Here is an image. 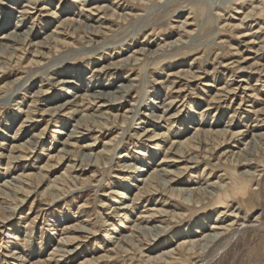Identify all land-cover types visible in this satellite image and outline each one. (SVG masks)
I'll return each instance as SVG.
<instances>
[{
    "label": "rangeland",
    "instance_id": "1",
    "mask_svg": "<svg viewBox=\"0 0 264 264\" xmlns=\"http://www.w3.org/2000/svg\"><path fill=\"white\" fill-rule=\"evenodd\" d=\"M28 1L0 0V17L7 12V5L16 2L15 7L22 8ZM32 1L33 4L29 3L33 8L28 9L30 14L23 18L22 30L19 29L23 31L32 26L29 37L24 41L26 44L22 45L25 49L20 45V49L15 46L14 49L3 48L0 52V63L10 64L0 68V143H3L0 144V220L12 214L8 229L0 227V264H85V259L102 256L105 259L96 264H160V260L144 262L136 248L137 243L142 246V255L155 256L161 251L174 249L185 237V241L193 237L199 239L201 233L193 231L198 228L209 233L211 231L207 228L216 221L223 224L233 221L232 226L237 231L217 245L208 243L207 246H196V249L185 248L182 260L176 264H264V139L254 140L243 149L248 151L250 159L246 166H238L236 160L243 140L219 147L213 146L214 143L206 145L208 142L200 145V149L194 152L199 154V162H186L187 165L184 157H177L167 150L170 146L167 139L183 141L193 133L201 111L206 117L198 126L214 130L223 128L229 116L234 114L227 128L247 130L246 140L251 136L252 125L257 123L254 120L264 119L263 114L255 112V109L264 107V7L257 8L254 14L243 19L250 0ZM255 1L264 3V0ZM97 4L104 5L105 12L92 9L94 14H91L83 10ZM43 6L52 9L56 17L50 18L48 11L41 10ZM238 9L242 12L237 13ZM19 14L16 10L7 14L11 22L0 29V36L13 28ZM66 16L74 17L75 22L77 20L73 35L62 36L65 43L57 49L48 51L42 48L40 57L33 56L30 51L36 45L30 46L29 43L39 41ZM260 25L263 28L255 33L259 36L254 39L258 41L256 45L246 43L248 36H240L249 26L253 32ZM137 48L138 51L143 50L137 54L138 61L131 64L130 54ZM122 58L125 60L120 62L121 66L99 77V83L105 82L106 86L90 88L91 84L98 82L93 81L97 78L94 68ZM34 60L38 62L33 63ZM251 63L257 66H251ZM238 65L254 66L260 70L254 73L239 71ZM170 72L178 74L167 76ZM190 72L199 74V78H191ZM123 76L134 78L133 83L129 84ZM65 78L75 84H56ZM122 83H128L130 90L121 102L108 110L113 116L101 118L96 108L90 106L79 107L81 113L74 114L72 118L63 116V112L57 117L45 113L48 107L69 98L64 93L67 88L76 94L107 89L112 96H120L125 91L118 90L117 86ZM167 84L170 89L166 94L164 86ZM246 86L248 89L243 88ZM217 87H222V90L234 88L230 93H222V101L213 103L211 97L221 92ZM37 88L45 95L40 97V104L31 106V100L38 98L39 93H34ZM168 96L174 97L172 102L175 103L166 114L173 120L169 132L167 121H160L158 127L145 116L149 112L162 114L153 102L167 103L170 101L166 99ZM207 102L211 108L206 111L203 109ZM177 107L182 116L174 119L171 115ZM130 108L132 111H125ZM28 110H34V114H30L32 122L27 121ZM78 119H88L87 123L103 128L96 127L84 137L70 139L73 146L67 147L71 154L57 158L62 154L58 151L62 147L59 143L67 136L52 130L68 134ZM144 128L157 134L167 132L168 135L162 136V141L159 139L161 136L149 138V134H144ZM42 129V142L34 152L26 160L11 162L5 170L8 156L17 155L11 144L27 145L33 134H39ZM257 130L264 133V128L253 131ZM93 140L95 146L91 147L92 150L83 147ZM109 140L111 142L107 144ZM151 144L157 145L150 148ZM104 146L114 150L111 158L112 152L102 154L106 152ZM202 148L208 149L204 151ZM120 153L127 154V158H117ZM162 158L166 161L160 164ZM80 159L86 168L74 171V166L80 168ZM145 161L147 165L143 164ZM124 162L144 167V170L131 174L121 166ZM46 163L51 165L48 170L40 168ZM68 165L73 166L67 168ZM163 168L168 175L161 174L157 182L165 194H157L148 201L140 199L133 202L137 193L135 179L153 169ZM178 168L183 172L173 189L182 190L171 194L167 191V180L175 176L173 174ZM40 172L43 179L37 180L34 176L29 189L31 192L25 193L26 175ZM68 175L76 179L67 180L66 184L62 179ZM112 189L123 191L126 199L110 194ZM125 204L131 207L119 209ZM151 207L166 210L162 220L159 218L152 223L141 220ZM172 211L180 217H172ZM33 217L35 220L32 222ZM122 222L126 228L120 227ZM134 223L139 231L135 233V243L128 247L126 253H117L119 237L129 234ZM79 224L85 226L87 232L80 233L83 236L81 241L68 245L67 250L76 246L78 250L65 258L61 251H57L58 240L70 236L66 227L74 228ZM161 227L167 228L168 232L158 241H151L152 248L148 249L154 229ZM14 232L18 239L9 237Z\"/></svg>",
    "mask_w": 264,
    "mask_h": 264
},
{
    "label": "bare ground",
    "instance_id": "2",
    "mask_svg": "<svg viewBox=\"0 0 264 264\" xmlns=\"http://www.w3.org/2000/svg\"><path fill=\"white\" fill-rule=\"evenodd\" d=\"M29 1H30V3L32 2V4L34 3L32 0H29ZM29 1H28V3L23 4L22 5V8H20V7L16 8L15 7L16 2L11 3V4L7 5V7H5L7 9V12H5V14L0 17V29L3 28L6 24H9L11 22V21L8 20V19L11 18L8 15L9 14H12V10H16V11L20 12V14L17 17L15 16L16 18H15V20L13 22L14 23L13 28L12 29L11 28L8 29L6 32H3L1 34V36H0V52H1V50L3 48H9V49L10 48H13L14 49L15 46L16 47L18 46L19 49H20V45H21V49L24 48V46H22V45L23 44L24 45L26 44V42H24V41L26 40V38L29 37L28 34L30 33V30L32 29V26L31 27L28 26L29 28L27 30H23V31H20L19 29H21V27H22L21 26V24H22L21 21L23 20V18H26L27 17V14L28 15L30 14V11L28 9L33 8L31 6L32 4L30 5ZM69 1H71V3H72V1L75 2V3H80L81 0L80 1L69 0ZM139 1H141V0H139ZM248 5H249V7L247 6L248 7V10L246 12H243V19L244 18H248L252 14H254L257 8H259V7H262L263 8L264 7V3L263 2H257L255 0H250ZM57 8H58V6H57ZM92 9H94L96 12L97 11L101 12V11H104L105 6L104 5H98L97 4L96 6H92L89 9H85L84 8L83 10L84 11H88V12H92L91 11ZM41 10L48 11L47 14H49V15L52 16L50 18H53L54 19V17H56L55 16L56 13L52 9L47 8V6H43L41 8ZM113 10H115V9H113ZM113 10H112V12H114ZM236 12L237 13L238 12L240 13L242 11H240L238 9ZM91 14H94V13L92 12ZM100 18H103V16L100 17ZM76 22H77V20H76ZM76 22L74 20V17H72V16H66V17H64V19L61 21V23H60V20H59L58 24L55 26V28L51 32H48V33L45 32L46 34L44 33L45 35L43 37H41V39L39 41H35V42H30L29 43L30 46H33V44L36 45L35 48H32L31 49L30 53L33 54V56L40 57L42 55V53H43V51L41 50L42 48H46L48 51H50V49H57L59 45L61 46V44H64L65 43L64 42V38H62V36H70V33H72V35H73L74 30H75V24H77ZM239 26H240V24H239ZM259 28H263V27L260 25L255 30H253V32H251L252 29L249 26V28L245 29V31H243L242 34H240V36L241 37H247L248 36L246 38L247 39V42L246 43H248L250 45L255 43V45H256L258 41H255L254 39L257 38V37H259V36H257L258 34H255V33L262 31V29H259ZM92 30H94V29H92ZM93 32H95V31H93ZM91 33H92V31H91ZM76 34H77V32H76ZM167 42H165V43H167ZM262 42H264V41H262ZM141 49L143 50V48H141ZM141 49H139V51H138V48H137V50H133V53L130 54V56H132L130 58L132 60V63L131 64H135L138 61L139 56H137V54H138V52L140 54V52H141L140 50ZM125 58H122V59H120L118 61H115L114 60L113 62L112 61L111 62L109 61L106 65H101L100 68L98 67L99 69L98 68H94V69L92 68L93 71L97 73V74H95V77H97V78L94 79L93 81H95V82L98 81V82L96 84H91L90 85V88H95L97 86L98 87H103L104 85L106 86L107 84H105V82L104 83H99L100 82L99 77L102 74L104 75L105 73H107V71H109V70L117 69L118 66L120 65V62L124 61ZM6 59H8V58H6ZM36 62H38V60H34L33 63H36ZM252 64H255L254 66H257L256 63H251V66H252ZM4 65H10V64H9V62H5L3 64L0 63V68H6L7 67V66H4ZM254 66L250 68V67H242V66L238 65L236 68L239 71H244L245 70L246 72L249 71L250 73H252V72L254 73V72H257L258 69H259V68H256ZM182 71L184 72V70H182ZM176 74H178V72L177 73L170 72V73L167 74V76L168 75H173L174 76ZM190 74L192 75L191 78H199V74H196V73H193V72H190ZM109 75H111V73ZM184 75H186V74H184ZM176 77H178V76H176ZM123 78H125L126 80H128L130 82L129 84H132L133 83L132 80H134V78L128 79L127 76H123ZM104 80L106 81V78ZM240 80H243V79H240ZM56 84H60L62 86L63 85H71L72 86L75 83H74L73 80H68V79L65 78L64 80L57 81ZM127 84L128 83H125V84L122 83V84H119L117 86L118 87V90L125 91L122 95L120 94V96H115V95L112 96L111 92H109L107 89H98V90H94L91 93H86L85 92L83 94H76V92L70 91L69 88H67L64 91V93H65V95L69 96V98L65 99L63 102H60L58 104H54V106H52V107H48V111L47 112H45L46 109H43V112H45L46 114H48L49 116H52V117L60 116V113L63 112V116H65V117L68 116L69 118L70 117L72 118L74 114H76V113L78 114V112L81 113V111H78V108L79 107H84V106H87L88 107V106H90V108L91 107L92 108L93 107L96 108L95 110L98 112V116L99 117L106 118L107 115H109V116L111 115V114H109L108 110L109 109H112L113 107H115V105L117 103L121 102V99L124 97V95H127V93L129 92L130 89H129V86ZM204 84L205 85H209V83H203V85ZM164 88L166 90L165 93L167 94V90L170 89V85L167 84V85L164 86ZM217 88H218V90H221V92L220 91L217 92L216 97H213V96L211 97V100H212L213 103L214 102L222 101L221 100V96L224 94V92L230 93L231 90H232V88H234V87H231V88H228V89L227 88H224L223 90H222V87H217ZM243 88L244 89H248V86L243 87ZM34 93L35 94H38L39 93V95H38V98H34L33 100H31V104H32L31 106H33L34 104H40L42 102L41 99H40V97H43L45 95L44 94V91H42L41 89H38V88H37V90L34 91ZM166 99H170V101L167 102V103L166 102H162L161 104H156L157 102H155V101L153 102V103H155L154 104L155 108L161 110V113L162 114H154L153 112H149V113L145 114V116L148 119L153 120L154 123H157L158 124V127H160V125H159V122L160 121H163V122L164 121H167V124L169 126V128H167V131L169 132L170 127L172 128L173 120L169 119L168 116L166 117V114L169 112V110L172 108V106L175 103H174V101L172 102V99H174V97L172 98L171 96H168ZM208 102H209V100H208ZM208 102L206 103V105H207L206 108H204L203 110H206L207 111V110H209L211 108V107H209L210 103H208ZM166 104H168L167 107H165ZM178 108L179 107H177V109L175 110V112L173 113V115H171V116H173L172 118H174V119L182 116L180 114V111L181 110H178ZM130 110H131V108L130 109H126L125 111H130ZM27 112H28L27 115H26L27 121L32 122L33 120L31 119L32 117H30V114H34V110L33 111L32 110H28ZM201 112L199 113V115H200L199 116L200 117L199 118V123H197L196 127L193 128V133L190 134V136L184 138L183 141H172L171 142L170 139H167L170 142L169 143L170 146L168 147L167 150H169L171 154H173V155H175L177 157H180V158L181 157L182 158L184 157V160L183 161H185V165H187L186 162L187 163H192V164L193 163H196V162H199L198 161V155L199 154L194 153V152L196 151L197 148H199L200 145L202 146L203 144H206L208 142V144H206V145H211V144L214 143L213 146L215 145V146L219 147L222 144H229L230 145V144H234L236 142H239V141L243 140V142H241L243 146H242L241 149H239V151H237V153H238L237 154V159L236 158L235 159L237 160V165L238 166H246V165H248L249 164V161H250L249 155L247 154L248 151H246V150L244 151L243 149L244 148L245 149L248 148V144L250 142L254 141V140L259 139L260 141H262V139H264V133L258 132V130H257V132L253 131L255 129H259V128L263 129L264 128V119L263 118H260V119H255L254 120L257 123H254L252 125V126H254V128L251 130V133H250L251 136H250L249 140H246V136H247V133L246 132H247V130L240 129L238 131H236V130L233 131V130H230L229 128H227L228 126L231 125V122L233 121V118H234L233 117L234 114H232V115L229 116V120L227 121V123L225 124V126L223 128H220V129L218 128V129H215L214 130V129H205L203 127L200 128L198 126V125H201L202 124L204 118L206 117V114H201ZM255 112H258L259 114H263L264 115V107H261L259 109H255ZM45 113H43V114H45ZM111 116H113V115H111ZM80 120H82V121L80 122ZM80 120L77 121L76 123H74V126L75 127L68 134L63 133L61 131L52 130L53 132H58L59 134H65L67 136V138L65 140H63V142L59 143V144H62V147L58 151L61 152L62 154L58 155L57 158L60 159L62 156L66 155V154L67 155L68 154H71V150L68 149V147L73 146L72 143H70V139H77V137H84L86 134H88V133L96 130L95 129L96 127L103 128V126L95 125V124H92L91 122L90 123H87L88 119H87V121H83V119H80ZM122 120H125V118H122ZM217 120H214V122H216ZM249 126H251V125H249ZM43 129L40 130V133L39 134H33V138L30 140L29 144H27V145H24L23 143H20L18 145L11 144V147H13V149H16L15 151L17 152V155H9L8 156L6 166L4 167L5 170H8V168L10 167V163L11 162H20L22 160H26V157L29 156L30 153L34 152V149L36 148V146H38L42 142V138H43L42 135H43V132H44ZM143 130L145 131L144 134H146V135L149 134L148 135L149 138H156V137L159 138L158 136H161L159 138L161 141L163 140L162 136L168 135L167 132H166V134L164 132L161 133V134H157L154 130L148 129V128H144ZM152 140H155V139H152ZM110 142H111V140L107 141L106 143L109 144ZM0 144H3V143H0ZM156 145H152L151 144V145H149V147L150 148H154ZM93 146H95L94 140H93L92 143H87V144L83 145V147L88 148V150H92L91 147H93ZM104 147L106 148V152H102L101 151L102 154H104V153H111L112 152L111 153V156H110V158H111L113 156L114 150L112 151L111 150V147H106V146H104ZM114 148L115 147L113 146V149ZM208 148H206V149L205 148H202V149H204V151H205ZM143 155L145 156L146 154H143ZM224 155H225V153H224ZM126 156H127V154L120 153L117 156V158H127ZM50 158H51V156H50ZM96 159H97V157H96ZM165 161H166V159H163L162 158L160 160V162H162V163H160V164H163ZM80 162H81L80 168L79 169H76V167L74 166V168H75L74 171L75 170H85V168H86V167H84L85 164L82 163V160ZM89 162H90V160H89ZM143 164H146L147 165L148 162L145 161V162H143ZM72 166L73 165H68L67 168H72ZM121 166L126 169V172L129 171L131 174L132 173H135L136 174V173L142 172L144 170V167L141 168L140 166H136L135 164H132L131 162H129V163L128 162H124ZM50 167H51V165L48 164V163H46L45 165H41L40 166V168H42L44 170H48ZM182 172H183V170L178 168V171H176V173L173 174V175H175L174 177L167 176V178L169 177L168 180H167L169 182L168 183V189H167V191H169V193L171 192V194H175L174 191H177V190H180L181 191L182 190V188H177V190L176 189H173L174 184L177 181L180 180V174ZM167 173H168V171L164 170V168L163 169H159V170L158 169H153L149 174H147L145 176H140V177L136 178L135 181L138 184L136 183V186H135L136 189L135 190L137 191V193H135V197H134V199L132 201L134 202V201L140 200V199H144V200L146 199L148 201L150 198H152L153 196H155L157 194H165L163 190H160V188L158 186L157 178L161 174L168 175ZM34 176H35V179H37V180H42L43 179V173H41V172L38 173V174H34V175H32V174L26 175L27 178H24V180L26 181L25 182L26 186H23L24 187L23 188V191L25 193H30L31 192L29 189L32 187V181H33ZM70 179L73 180V179H76V178L73 175H68V177L65 178V179H62V181L64 180V183L68 184L67 180H70ZM3 183H5V181ZM54 183H56V181H54ZM50 184H52V183H50ZM69 189H70V185H69ZM189 190L192 191L193 189L190 188ZM122 192L123 191L118 192V190L112 189L109 193L112 194V195H119V197L126 199V197L124 196V194ZM196 199L198 200L199 197L196 196ZM104 203L105 202H103V204ZM130 207H129L128 204L127 205L125 204V205L120 206L119 209H122L123 210V209H128ZM147 210H148L147 211L148 214L147 215L144 214L146 216H143V218H141V220L143 222L152 223L153 221H155V220H157L159 218L162 220V217L166 215V210H163L161 208L151 207V208H149ZM172 212H173L171 214L172 217H175V218L180 217L179 216L180 214H178V213H176L174 211H172ZM118 215L120 216L121 214L119 213ZM11 216H12V214L10 216H6L5 218H3V220H0V227L1 228L8 229L7 228L8 227V224L12 220L11 219L12 218ZM182 216H183V214H182ZM125 219L128 220V217H126ZM34 220L35 219L33 217L32 222ZM216 220H218V219H216ZM232 223H233V221H231V222L229 221L227 224H223L221 221H216L215 223H211L209 225V227L207 228V229H209L211 231L209 233H206L205 231H200V229L196 228L193 232H195V233L196 232L201 233L202 236L199 237V239L193 237L191 239L188 238V240L185 241V239H186V237H185V239H183L181 242H179L177 244V246H175L174 249H169L167 251H161L160 253H158L155 256L142 255V253H143L142 246L141 245L139 246L138 243H137L138 247H136V248H137V250H139V252H140V255L139 256H142L143 257V261L144 262H152V263L154 262L155 263L156 261H159L160 260V261H162L160 264H176V263H179L182 260V257L185 254V251L184 250L187 247L195 248L196 246H199V247H201L203 245H206L207 246L208 243H210V244L216 243V245H217L218 243H221L222 241L226 240L227 237L229 235H231V233H234V232L237 231V229H234L233 228ZM166 224H167V222H166ZM132 226H133L132 229H131L132 231L129 232V234H127V235H121L119 237L120 239L117 242H118V244H119L120 247H118L119 250L117 251V253H126L129 250L128 247H130L131 245H133V243H135L136 240L134 238L137 237L135 233H137L139 231L136 229L137 228L136 227L137 225L135 223ZM65 227H64V229H65ZM120 227L121 228H126L127 226L125 225V222H122L121 225H120ZM66 228L68 229V231L67 230L66 231L67 232H70V236L61 237L60 240H58L59 249H57V251H59V253L61 251L62 252L61 255L64 256L65 258H68V257H70L71 254H73L72 253L73 251L75 252V250H78V246H76L74 249L67 250L68 245H72V243L74 241H76V240H80L81 241L83 236L80 233L87 232V229L82 224H79L78 226H75L74 228L71 227V226L70 227L68 226ZM133 230H135V232ZM154 230H155V232H154L153 236L150 238V241H149V244H148L149 245L148 249L152 248L153 243L151 241H155V242L158 241L160 238H162L163 236H165L166 233L168 232V229L167 228H164V227H161V229H159V230H157L155 228ZM216 230H220L221 232L220 231H216ZM16 231L17 230L15 229V232ZM0 232H2V231L0 230ZM15 232L12 233L9 236L11 239H18V236L15 234ZM110 237H113V236L110 235ZM110 240H112V239H110ZM138 240H139V238H138ZM115 242L116 241H114V243ZM134 246H135V244H134ZM20 249H22V247ZM22 250H24V249H22ZM211 251H213V250H211ZM102 259H105V258H103V256H102V257H97V258H93V259H85V261H86L85 264H96L97 262L100 263L101 262L100 260H102ZM106 259H108L110 261L111 258L106 257ZM82 262L83 261H81V263Z\"/></svg>",
    "mask_w": 264,
    "mask_h": 264
}]
</instances>
